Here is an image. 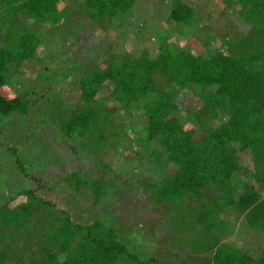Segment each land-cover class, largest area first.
Instances as JSON below:
<instances>
[{"label":"trees","instance_id":"1","mask_svg":"<svg viewBox=\"0 0 264 264\" xmlns=\"http://www.w3.org/2000/svg\"><path fill=\"white\" fill-rule=\"evenodd\" d=\"M72 1L80 2V8L93 22L129 15L134 5L133 0ZM218 1L231 10L232 6L237 7L243 24L264 34V0ZM69 9L64 1L58 0H0V116L27 112L26 101L8 83L13 73L22 72L24 64L42 44V33L36 34L32 27L44 23L60 28ZM202 17L208 16L200 15L192 3L174 0L168 21L180 35L205 28L204 45L210 43V37L221 40L213 51L198 54L195 50L178 49L165 36L159 37L156 44L162 52L151 56L146 43L142 44L144 27H137L141 52L136 57L127 54L118 60H108L102 71L99 66L92 67L91 76L85 72L77 82L83 107L71 109L69 114L65 110L59 112L60 135L79 141L96 136L92 147L101 148L105 146V137L99 129L111 128L108 116L114 110H93L92 104L97 98L105 94L119 107L140 108L145 128L135 144L138 151L149 154L155 172H160L158 178L136 177L132 170L121 174L122 171L108 168L106 179L95 180L104 182V186L97 184L90 196L94 208L102 206L100 201L104 198H113L110 212L106 216L96 208L83 211V220H88L86 225L71 224L68 215L57 224L44 217L39 220L34 235L29 234L21 241L23 237L9 238L14 233V230L8 231L12 224H1L0 264H137V257L122 242L118 227L110 222L118 223L123 210L133 211L131 208L144 201L150 208L166 205V213L175 209L172 205H178L181 210L189 197L197 203L194 212L203 213L197 219L206 239L217 232V227L207 220L216 213L221 218L228 211L243 215L247 227L240 238L244 243L242 250L214 236L207 243L208 262L206 258H195L193 264H264V241L260 238L264 232V52L261 50L264 43L254 47L250 40L242 41L227 34L214 32L210 36L209 31L213 30L205 26L206 20ZM183 97L194 99L198 108H183L182 114ZM237 151L250 154V170L239 164ZM125 156L140 158L139 152H127ZM250 178L254 179V185L243 180ZM71 180L84 181L74 174L67 177L68 183ZM133 180L137 181V188L130 184ZM101 188L111 190L110 195L101 192ZM135 189L137 196L127 202V193ZM22 199V204L11 209L9 202L0 205V222L11 215V221L20 223L22 215L35 211L39 216L34 214L25 220L30 225L35 217L43 216L42 209L50 208L49 202L38 200L32 192ZM129 215L128 212L123 215V223ZM30 236L34 240L31 243L27 242ZM26 245L33 251L28 255L23 251ZM171 258L173 261L176 257ZM141 264L159 263L150 260Z\"/></svg>","mask_w":264,"mask_h":264},{"label":"rangeland","instance_id":"2","mask_svg":"<svg viewBox=\"0 0 264 264\" xmlns=\"http://www.w3.org/2000/svg\"><path fill=\"white\" fill-rule=\"evenodd\" d=\"M58 1H64V5L70 7L64 23L60 28H53L44 23L32 27L35 33L37 31L42 33V44L34 57L24 64L21 70L24 73H13L9 79L10 89L26 101V114L0 116V205L9 202L12 205L9 209L16 207L23 203L21 201H24L22 198L26 194L32 192L35 198L49 202L50 206L42 209L43 216L41 215L40 219L34 218L37 224L34 219L30 225V221L25 223L35 211L27 216L22 215L20 223L11 221V215L2 219L0 225L6 223L13 225L8 228V231L14 230L9 238L23 237L21 241L29 234L34 235L33 231L36 230L39 220L44 217L54 220L57 224L68 215L71 224L86 225L88 220H83L82 212L85 210L91 212L96 208L93 207L90 195L95 193L98 185L104 186V182L95 180L100 177L101 180L106 179L110 167L118 170V173L122 171L121 174L125 170H132L136 177L148 176L152 179H157L160 173L155 172L149 154L138 151L135 144L145 128L141 109L135 106L119 107L108 95L103 94L105 97L100 96L96 103L92 104L95 111L100 108L114 110L108 116L111 128L99 129L100 132H104L105 146L92 147L94 145L92 140L96 136L92 140L84 138L79 141L76 138L68 140L60 135L59 112L65 110L69 114L71 109H80L84 105L78 94L77 82L80 77L85 72L91 76L92 67L95 66H99L101 71V68L106 69L108 60H118L127 54L136 57L142 49L137 39L135 29L137 27H144L142 34L145 39L142 44L146 43L151 56L162 52L156 47L159 37L167 36L175 42L176 48L195 50L198 54L207 50L213 51L221 41L210 37V43L204 45L203 35L206 33L204 27L200 32L196 30L184 35L173 30L168 20L174 0H133L134 5L129 15L113 19L102 18L98 22H93L87 17L80 8V2L77 4L72 0ZM185 1L192 3V7L200 15L207 14L208 17L202 18L206 20L205 26H210L213 30L209 31L210 36L214 32L227 34L242 41L250 40L254 47L256 44L264 43V34L252 31L244 25L236 12L237 7L232 6V10L224 5L222 7L218 0ZM196 1H200L201 4H197ZM261 50L264 52V47ZM159 85L160 87L163 85L161 80ZM104 90L108 91L107 88ZM25 91L28 93L23 96ZM185 98L188 97L182 98L180 106L182 114L183 108H198V103H194V99ZM147 99L145 96V100ZM115 131L117 133L113 135ZM157 151L161 153L158 149ZM127 152L132 154L139 152L140 158L126 157ZM235 155L243 168L248 170L252 168L251 156L247 151H237ZM104 164H108L109 167ZM72 174L80 175L84 181L76 183V178L74 182L71 180L68 183L67 177ZM135 180L130 184L137 188ZM243 180L254 185L253 178ZM73 183L77 184V187ZM257 190L259 191L258 188ZM110 191L101 188V192L106 195H110ZM136 196L135 189L127 193L125 199L128 202L134 200ZM262 196L264 197V193ZM11 199L16 201L13 202ZM112 200L114 199L104 198L100 201L103 205L97 206L96 211H101L107 216ZM172 206L175 209L166 213V205L153 206L151 209L148 202L144 201L131 208L133 211L123 210L118 223L104 221L118 227L122 242L128 252L137 257V264L150 260L158 261L159 264H187L185 258H188L191 264L195 258H206L208 262L207 243L209 238L213 239L214 236L233 245V248L242 250L244 245L241 241L242 234L247 230L243 215L228 211L222 214V218L221 214L217 213L211 216L207 220L217 227V232L206 239L201 222L197 219L203 213L194 212L197 207L194 198L189 197L181 210L178 205ZM118 210H121L120 206ZM125 211L130 215L123 223ZM237 234L238 237H235ZM260 238L264 241V232H261ZM32 239L30 236L27 242L31 243L34 241ZM199 241L202 243L199 244ZM19 244L20 241L17 242V245ZM23 251L27 255L33 252L27 245ZM173 256L177 259L171 261Z\"/></svg>","mask_w":264,"mask_h":264}]
</instances>
